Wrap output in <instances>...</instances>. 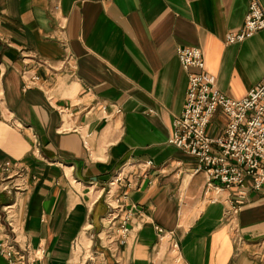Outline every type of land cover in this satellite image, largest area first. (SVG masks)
<instances>
[{"label": "crops", "instance_id": "crops-1", "mask_svg": "<svg viewBox=\"0 0 264 264\" xmlns=\"http://www.w3.org/2000/svg\"><path fill=\"white\" fill-rule=\"evenodd\" d=\"M249 2L0 0V163L27 173V189L0 190V231L7 205L45 264H264V194L229 220L233 189L203 195L196 158L168 140L187 87L177 46L199 47L226 95L264 76V28L225 41ZM226 120L217 110L208 133ZM128 209L125 234L102 222Z\"/></svg>", "mask_w": 264, "mask_h": 264}, {"label": "built area", "instance_id": "built-area-1", "mask_svg": "<svg viewBox=\"0 0 264 264\" xmlns=\"http://www.w3.org/2000/svg\"><path fill=\"white\" fill-rule=\"evenodd\" d=\"M262 28L264 11L258 0H250L242 24L229 30L225 41H241ZM176 54L187 71V87L182 110L173 118V131L168 140L196 158L195 170L202 169L205 173L203 195L212 191L216 194L223 188L233 189L225 208V216L232 221L250 189L264 194V76L243 97L236 98L222 93L216 86L214 75L204 68L199 47L177 46ZM22 77L23 88L33 86L39 78L36 73L27 75L26 70L22 71ZM217 110L222 111L227 120L220 133L211 135L207 129ZM14 176L19 180L15 181ZM26 177V169L20 162L4 160L0 163L1 191L27 189ZM210 200H215V196ZM7 207L5 205L3 211L10 232L0 231V254L6 264H45L46 248L42 244L32 246L26 237H18L14 214ZM132 213L131 209L123 215L120 210H109L107 224H114L118 218L121 233L125 234Z\"/></svg>", "mask_w": 264, "mask_h": 264}, {"label": "rangeland", "instance_id": "rangeland-1", "mask_svg": "<svg viewBox=\"0 0 264 264\" xmlns=\"http://www.w3.org/2000/svg\"><path fill=\"white\" fill-rule=\"evenodd\" d=\"M111 208H114V205H115V202H114V200L112 199L111 201ZM108 204H110V203H108ZM107 213V212H106ZM107 215V214H106ZM120 215V214H119ZM119 215H117V217H119ZM115 219H117V220H115V223H117L118 222V218H115ZM107 221H108V217L107 216H105L104 218H103V220H102V222L103 223H107ZM112 221H113V219H112ZM80 240H81V245L80 244H78L77 243V248H76V251H80L82 254H86V255H88V254H90V244H91V240H90V237L87 235L86 236V239H84L83 237L82 238H80ZM82 246H84V247H82ZM87 250V251H86Z\"/></svg>", "mask_w": 264, "mask_h": 264}]
</instances>
